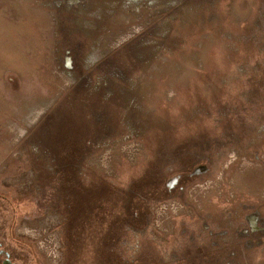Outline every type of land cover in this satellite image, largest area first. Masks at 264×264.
Segmentation results:
<instances>
[{
  "label": "rangeland",
  "instance_id": "374dc122",
  "mask_svg": "<svg viewBox=\"0 0 264 264\" xmlns=\"http://www.w3.org/2000/svg\"><path fill=\"white\" fill-rule=\"evenodd\" d=\"M83 1L0 0V192L70 199L68 264H264V0Z\"/></svg>",
  "mask_w": 264,
  "mask_h": 264
},
{
  "label": "flooded vegetation",
  "instance_id": "af4514ba",
  "mask_svg": "<svg viewBox=\"0 0 264 264\" xmlns=\"http://www.w3.org/2000/svg\"><path fill=\"white\" fill-rule=\"evenodd\" d=\"M55 5L58 10L61 11V22L64 24L60 27V31L67 32L68 30V23L71 22L69 19L71 18V14L69 13V9L67 7L69 6H76L75 12H81V9H84V6L89 3L84 2L83 0H54ZM78 5V6H77ZM74 15V13H73ZM56 17V14H54ZM68 33V32H67ZM67 33H64V35H67ZM68 63V58L65 59V65ZM72 69L70 65H67ZM76 78L77 82L80 83L84 80L89 81L90 79L85 76L83 73H81L80 70H77L76 68ZM77 83L76 81H73ZM70 131V132H68ZM66 130L65 137H68L70 133H73L71 130ZM25 133L23 137V141L20 143L22 145H28L30 144L29 151L35 153L37 151V154L31 159L34 164L40 163L42 158L38 155L39 151L38 149L40 146H47L49 147L45 142H43V139H49L54 138V135L51 137L49 136L52 131H46L43 127V124L39 123L38 125H35L31 127L29 131H24ZM54 134L57 133L56 130L53 132ZM26 137V139H24ZM86 143H89L88 139H86ZM91 143V142H90ZM53 146V145H51ZM55 146V145H54ZM61 147V146H59ZM56 149L58 151V146H56ZM55 151V152H57ZM84 149H81L80 152H78V155L71 158L67 155L65 156V159L71 160L73 164H75V170L77 168V165L80 164L82 159L84 158ZM53 159V158H52ZM54 160V159H53ZM70 161L65 163H71ZM32 171V170H31ZM32 181H28L26 183L25 188H22L21 190H18L14 193H8L0 192V264H44V259H40V238L44 237V239L48 240L49 237H47L51 232L58 233L60 236L57 235L56 240H58L59 245L58 248L62 253L56 258L54 261L50 262V264H68L69 257V251L67 246L69 245V239L68 238V232H69V226H70V218H72V211L71 207L69 206V200H66L67 203H65V206H62L59 201H57L55 204H53V201H50L48 204L41 206L40 201L38 200V195L41 193L40 184L38 180L36 179L34 188L32 185ZM21 191V192H20ZM23 192V193H22ZM29 193H32L33 195H36L35 204H34V212L32 216L28 215H20L16 213V210H19L20 205H14L12 204L13 199L20 200V198L26 194L29 195ZM57 197V196H56ZM145 208H147L148 212H151V208H148L147 205H145ZM65 211V212H62ZM149 214V213H148ZM52 217V219H51ZM246 221L249 222V219L251 221V218H249L247 215H245ZM146 221V220H145ZM250 223V222H249ZM148 223H145V226L142 228L137 227L136 225H128V232L129 234L136 235L137 232H143L146 229H148L147 226ZM251 230L254 229L252 226V223H250ZM53 233V235L55 234ZM122 234H118L114 243H118V245L123 244L125 245L130 238L126 237V240L123 242V239L121 236ZM56 235H54L55 238ZM135 238V237H133ZM61 243H60V241ZM150 245V243H149ZM120 250V249H119ZM117 250L119 253L121 251ZM121 254V253H120ZM147 254V253H146ZM148 254L154 255L157 254L153 252L152 250H148ZM159 255V254H157ZM140 257V256H138ZM138 258L134 256L131 261H135ZM182 260V259H178ZM167 264V262H165Z\"/></svg>",
  "mask_w": 264,
  "mask_h": 264
},
{
  "label": "water",
  "instance_id": "95a60500",
  "mask_svg": "<svg viewBox=\"0 0 264 264\" xmlns=\"http://www.w3.org/2000/svg\"><path fill=\"white\" fill-rule=\"evenodd\" d=\"M200 169H201V167H199V168H198V171H196V172H198V173H199V172H200Z\"/></svg>",
  "mask_w": 264,
  "mask_h": 264
}]
</instances>
